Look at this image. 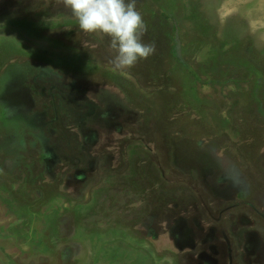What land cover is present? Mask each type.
I'll list each match as a JSON object with an SVG mask.
<instances>
[{"label": "rangeland", "instance_id": "obj_1", "mask_svg": "<svg viewBox=\"0 0 264 264\" xmlns=\"http://www.w3.org/2000/svg\"><path fill=\"white\" fill-rule=\"evenodd\" d=\"M136 8L118 69L61 0H0V264H264V0Z\"/></svg>", "mask_w": 264, "mask_h": 264}, {"label": "clouds", "instance_id": "obj_2", "mask_svg": "<svg viewBox=\"0 0 264 264\" xmlns=\"http://www.w3.org/2000/svg\"><path fill=\"white\" fill-rule=\"evenodd\" d=\"M77 19L83 32H101L110 38L113 64L118 69L132 67L151 56L155 47L143 43L147 30L136 0H61Z\"/></svg>", "mask_w": 264, "mask_h": 264}, {"label": "flooded vegetation", "instance_id": "obj_3", "mask_svg": "<svg viewBox=\"0 0 264 264\" xmlns=\"http://www.w3.org/2000/svg\"><path fill=\"white\" fill-rule=\"evenodd\" d=\"M191 245H193L192 243H191ZM185 246V245H184ZM194 246V245H193ZM183 247V246H182ZM249 264H250V262H249Z\"/></svg>", "mask_w": 264, "mask_h": 264}]
</instances>
